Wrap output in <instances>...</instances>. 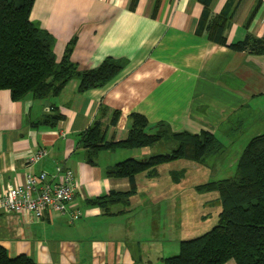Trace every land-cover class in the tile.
<instances>
[{"label":"crops","instance_id":"obj_1","mask_svg":"<svg viewBox=\"0 0 264 264\" xmlns=\"http://www.w3.org/2000/svg\"><path fill=\"white\" fill-rule=\"evenodd\" d=\"M227 2L211 0L210 16L220 14ZM202 10L200 0L34 1L30 19L53 35L58 60L74 39L71 60L80 69L95 68L108 57L123 65L103 86L85 91L79 90L77 77L42 99L28 94L13 100L0 89V195L22 185L28 174L51 176L62 165L76 174L75 204L82 212L73 223L54 213L38 220L1 214L0 246L10 258L26 255L35 264H163L173 256L168 251L179 253L190 215H172L168 191L174 182L168 179L173 171L161 172L170 162L153 174H137L129 203L113 205L107 213L93 199L132 187L126 177L108 176L107 167L158 152L152 146L90 155L81 139L96 121L105 140L124 139L132 113L147 119L148 132L164 122L172 131L216 135L234 115L241 124L255 117L247 116V109L264 111V54L235 51L198 34ZM231 11L224 32L228 43L247 34L264 37V0H235ZM56 114L61 117L54 124L40 122ZM39 149L47 155L28 163ZM173 232L180 233L178 238Z\"/></svg>","mask_w":264,"mask_h":264},{"label":"trees","instance_id":"obj_2","mask_svg":"<svg viewBox=\"0 0 264 264\" xmlns=\"http://www.w3.org/2000/svg\"><path fill=\"white\" fill-rule=\"evenodd\" d=\"M35 0H0V89L10 92L13 100L30 94L42 99L57 95L72 78L79 79V90L103 86L122 68L123 63L111 57L97 67L80 69L71 60L72 39L60 60L54 52L55 38L31 21L30 12ZM211 0H200L203 10L197 33L206 34L210 41L235 51L264 54V37L247 34L241 41L228 43L224 34L227 20L233 15L235 0H228L220 14L210 16ZM115 111L111 124H116ZM61 116L44 117L40 122L54 124ZM131 126L124 139L105 140V131L96 121L84 133L82 144L89 154L99 150L138 149L166 142L170 151L145 159L129 158L107 167V175L126 177L131 190L111 191L96 197L92 203L110 213V207L129 203L134 193L135 176L147 171L153 174L157 166L176 160L203 162L205 157L223 149L217 136L210 131L191 133L172 131L164 122L148 132L147 119L138 113L130 114ZM92 157V156H91ZM172 176L176 180V173ZM197 191H212L218 195L220 211L217 224L194 238L180 242L179 253L163 260V264H264V133L250 138L239 155L234 175L212 180L196 187ZM0 264H35L26 255L10 258L0 246Z\"/></svg>","mask_w":264,"mask_h":264},{"label":"rangeland","instance_id":"obj_3","mask_svg":"<svg viewBox=\"0 0 264 264\" xmlns=\"http://www.w3.org/2000/svg\"><path fill=\"white\" fill-rule=\"evenodd\" d=\"M245 113L247 116L255 115V117H248L247 122L244 120L239 124L236 121V115H234L230 123L222 126L217 132V139L223 147L221 151L207 155L204 161L200 163L181 159L161 167L163 176L170 169L176 173V182L180 181L175 184L174 177L170 175L168 183L170 185L171 181L174 183L172 184V191L169 190L168 194L173 197L172 206L170 207L172 215L180 217L183 213L185 216L187 214L190 215V229L185 233L184 239L194 238L205 233L217 224L218 220L220 204L218 203L217 193L205 190L197 191L196 187L212 180L232 177L235 172L236 161L250 138L264 133V111L262 113L256 111V114H254L255 112L247 109ZM224 129H228L229 133L225 132ZM154 147H156L157 154L167 153L171 148H168L166 142H158ZM202 213L206 220L200 218ZM173 234L175 238H178L177 236L180 233L173 232ZM176 243L177 241H174V245ZM171 247L173 248L172 244H170L168 249ZM166 254H168L167 256L176 255L178 254V249L172 253L168 251Z\"/></svg>","mask_w":264,"mask_h":264},{"label":"built area","instance_id":"obj_4","mask_svg":"<svg viewBox=\"0 0 264 264\" xmlns=\"http://www.w3.org/2000/svg\"><path fill=\"white\" fill-rule=\"evenodd\" d=\"M46 155L45 149H39L30 154L27 161L32 163ZM77 185L74 170L62 165L56 166L51 176L45 172L28 174L22 185L10 186L0 195V215L28 214L38 220L47 213H54L64 217L68 223H73L82 216L75 204Z\"/></svg>","mask_w":264,"mask_h":264}]
</instances>
